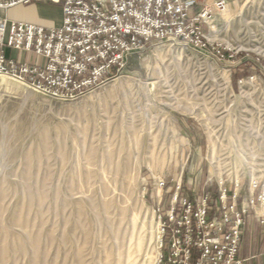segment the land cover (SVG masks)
I'll list each match as a JSON object with an SVG mask.
<instances>
[{"label": "rangeland", "instance_id": "obj_1", "mask_svg": "<svg viewBox=\"0 0 264 264\" xmlns=\"http://www.w3.org/2000/svg\"><path fill=\"white\" fill-rule=\"evenodd\" d=\"M44 9L60 21L61 6ZM227 10L208 34L233 57L154 42L128 56L121 76L76 99L0 75V264H158L169 248L156 244L155 211L177 192L209 193L211 212L222 182L240 190L239 207L251 188L257 198L264 0ZM249 207L240 257L264 264L261 208Z\"/></svg>", "mask_w": 264, "mask_h": 264}, {"label": "built area", "instance_id": "obj_2", "mask_svg": "<svg viewBox=\"0 0 264 264\" xmlns=\"http://www.w3.org/2000/svg\"><path fill=\"white\" fill-rule=\"evenodd\" d=\"M43 1L61 6V27L10 21L5 15L16 6ZM228 4L229 0H0V75L20 79L53 98L76 99L121 76L128 56L154 42L182 43L221 59L233 57L213 45L208 34L217 12ZM8 49L37 60H16L8 56ZM219 186L213 212L209 193L191 200L184 194L179 197L180 192L167 211H155L159 247L166 239L169 248L158 264L163 260L166 264H245L240 255L246 216L250 204L255 207L258 202L264 209V188L256 199L251 192L247 206L239 207L240 190L231 194L223 182ZM255 216L264 227V210Z\"/></svg>", "mask_w": 264, "mask_h": 264}, {"label": "crops", "instance_id": "obj_3", "mask_svg": "<svg viewBox=\"0 0 264 264\" xmlns=\"http://www.w3.org/2000/svg\"><path fill=\"white\" fill-rule=\"evenodd\" d=\"M216 0H210V2H215ZM243 0H229V8L232 10L234 8L237 9L239 5L242 3ZM47 1L39 2V3H32L29 5H19L14 8L9 9L6 12V17L10 21H16L20 23L32 24L36 26H41L45 28H59L62 25L63 15L62 11L60 12L61 18L59 22L51 21L49 18L45 16V9L44 3ZM49 3V2H48ZM51 4V3H50ZM57 6V5H54ZM60 8V6H57ZM8 56H13L18 59H28L31 61H35V58L31 56H26L22 53L17 51L8 49L7 50Z\"/></svg>", "mask_w": 264, "mask_h": 264}, {"label": "bare ground", "instance_id": "obj_4", "mask_svg": "<svg viewBox=\"0 0 264 264\" xmlns=\"http://www.w3.org/2000/svg\"><path fill=\"white\" fill-rule=\"evenodd\" d=\"M249 1H252V0H249ZM228 10L227 9H225V10H223V12H221L222 13V16H225V13L224 12H227ZM220 13V14H221ZM216 37V31H214L213 33H211L210 35H209V38H215ZM213 152H214V149H213ZM222 179V178H221ZM222 181V180H221ZM251 190V192H254L253 190H252V188L250 189ZM263 208H261L260 210H258L259 212H262L263 213ZM158 235L156 236V244H159L160 243V241H161V234H159V231H158V233H157ZM159 255L158 256H160V250H159ZM160 259V257H158V260Z\"/></svg>", "mask_w": 264, "mask_h": 264}, {"label": "trees", "instance_id": "obj_5", "mask_svg": "<svg viewBox=\"0 0 264 264\" xmlns=\"http://www.w3.org/2000/svg\"><path fill=\"white\" fill-rule=\"evenodd\" d=\"M194 259V258H193Z\"/></svg>", "mask_w": 264, "mask_h": 264}]
</instances>
